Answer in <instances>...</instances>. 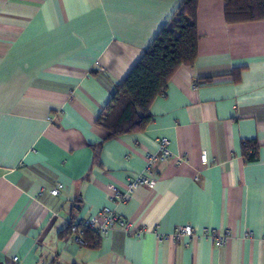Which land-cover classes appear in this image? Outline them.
<instances>
[{"label": "crops", "instance_id": "0c3cea01", "mask_svg": "<svg viewBox=\"0 0 264 264\" xmlns=\"http://www.w3.org/2000/svg\"><path fill=\"white\" fill-rule=\"evenodd\" d=\"M182 2L0 0V264H264V21L229 24L222 0H199L198 57L145 130L97 125ZM164 138L171 159L150 165ZM141 175L150 186L116 198ZM105 208L142 236L115 224L77 244L70 224L101 225Z\"/></svg>", "mask_w": 264, "mask_h": 264}, {"label": "trees", "instance_id": "16d2710c", "mask_svg": "<svg viewBox=\"0 0 264 264\" xmlns=\"http://www.w3.org/2000/svg\"><path fill=\"white\" fill-rule=\"evenodd\" d=\"M222 1L229 24L264 21V0ZM198 5L199 0H183L170 26L160 31L128 77L117 85L110 103L97 120V125L108 132V139L144 131L151 121L150 107L154 100L166 93L178 69L194 65L200 40ZM258 151L255 141L247 142L246 160L256 161ZM85 240L91 248L101 241V236L90 231Z\"/></svg>", "mask_w": 264, "mask_h": 264}, {"label": "built area", "instance_id": "2783aa9c", "mask_svg": "<svg viewBox=\"0 0 264 264\" xmlns=\"http://www.w3.org/2000/svg\"><path fill=\"white\" fill-rule=\"evenodd\" d=\"M172 157V154L169 150V140L164 138L160 142V148L158 154L149 156L150 165L153 162L156 161H168ZM204 163H207V158L204 156L203 158ZM151 180L143 175L139 176L135 181H133L129 186V191L125 194H120L116 188H113V191L116 194V198H118L121 201H126L129 199V193L133 190L134 185H142V186H150ZM59 189L56 188L51 191L53 195H58ZM100 217L103 219V223L101 225H98L96 220L94 219H88L80 224L73 223L71 224V234L74 236V240L77 244L80 246H87V241L85 240V235L90 231H95L100 236H105L109 234L111 228L113 225L117 224L120 225L123 230L130 235L135 236H142L144 233L143 229H135L134 224L128 221H124L120 218H118L114 213L109 209L105 208L100 212ZM178 234H184L186 236H193L194 231L191 226H184L179 228ZM231 233L229 230H226L223 235L217 236L216 234H211L210 237L214 240V244L217 247L223 246L228 239L230 238ZM164 238V236H160V238ZM18 258H15V261H17Z\"/></svg>", "mask_w": 264, "mask_h": 264}]
</instances>
